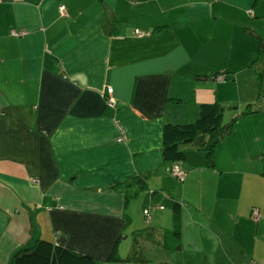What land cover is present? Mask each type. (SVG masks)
Instances as JSON below:
<instances>
[{
	"label": "crops",
	"instance_id": "0c3cea01",
	"mask_svg": "<svg viewBox=\"0 0 264 264\" xmlns=\"http://www.w3.org/2000/svg\"><path fill=\"white\" fill-rule=\"evenodd\" d=\"M257 36L264 0H0V264L36 237L134 264L105 256L138 229L167 251L146 264H264V111L235 119L211 165L191 144L160 155L161 125L194 120L200 102L242 110Z\"/></svg>",
	"mask_w": 264,
	"mask_h": 264
},
{
	"label": "trees",
	"instance_id": "16d2710c",
	"mask_svg": "<svg viewBox=\"0 0 264 264\" xmlns=\"http://www.w3.org/2000/svg\"><path fill=\"white\" fill-rule=\"evenodd\" d=\"M257 40L258 53L260 55L261 51L264 50V40L259 36H257ZM259 73L257 69V76H259ZM223 108L224 105L217 101H202L198 104V112L194 120L184 123L164 122L161 125V158L172 162L183 160L185 157L183 146L191 144L204 150L206 162L211 165L212 150L215 142L231 130L236 118L247 112L257 110L251 108L250 103H245L244 109L231 116L227 121L221 122ZM141 181H144L143 176L135 178V182ZM155 192L156 190H151L150 193L154 194ZM168 204H170L173 216V232L174 234H178L180 203L178 200L171 199ZM145 230L138 229L136 232L131 233L129 249L122 256L117 251V244L122 238V234H124L121 232L115 238L105 256V260L146 264L149 258L143 254L144 247L138 242L137 237L144 235V238L149 237L151 242L156 244L159 241L155 237L159 233L158 231H152V233H156V235H152L145 232ZM246 263L252 262L247 261ZM8 264H101V261L87 253L72 250L46 238L36 237L31 243L13 250Z\"/></svg>",
	"mask_w": 264,
	"mask_h": 264
},
{
	"label": "rangeland",
	"instance_id": "374dc122",
	"mask_svg": "<svg viewBox=\"0 0 264 264\" xmlns=\"http://www.w3.org/2000/svg\"><path fill=\"white\" fill-rule=\"evenodd\" d=\"M254 57H255V55H254ZM255 64L256 65L251 68L252 69L251 71L253 73L254 81H255L256 84H253L252 87H250V90H252V91H250V93L248 91V97H247L248 99H247V101H245L242 104L241 109H244L245 103H250V107L251 108L257 109V110H260V111H264V51H263V54L259 55L258 60H257V62ZM254 68L258 69V71L260 72L259 76H257V80L258 81L256 80V72H255ZM246 90H248V89H246ZM233 104L235 105V103H227V104L224 105V108L222 110V115H221L222 121L228 119L234 113L236 114V111H234V110H237V106L236 105L234 106ZM228 112H232V114H230L229 116L226 117L225 114H227ZM137 197L140 198L141 196H137ZM151 208L152 207L149 206V209H151ZM138 210H139V212L137 211L136 220L138 219V221L142 225H144V224L148 225V221L145 220L143 214L141 213L140 206L138 207ZM134 222H135V219L132 220L130 226H133L135 224ZM146 225H144V226H146ZM129 228L130 227H128V229H125V232L129 233V231L132 230V229H129ZM162 231L166 234V239H164V236H163V240L162 241L167 242V240H168L170 243H172L173 240L175 239L171 235L172 226L170 227V230L162 229ZM125 238L126 237H123L121 239L123 240ZM137 238H138V242L141 244V246L144 247L143 251H142L143 254H145L147 257L154 258V257H161V256L164 257L165 256L167 251L164 250L161 247L163 245L159 246L158 244H154L153 242L150 241V239L145 237L146 240H147L146 241L141 235H139ZM130 242L131 241L128 239V243H130ZM126 248H128V246ZM125 252H127V251H125ZM207 264H209V263H207Z\"/></svg>",
	"mask_w": 264,
	"mask_h": 264
},
{
	"label": "built area",
	"instance_id": "2783aa9c",
	"mask_svg": "<svg viewBox=\"0 0 264 264\" xmlns=\"http://www.w3.org/2000/svg\"><path fill=\"white\" fill-rule=\"evenodd\" d=\"M58 10L61 14H64V5L63 4H59L58 5ZM249 11V10H248ZM11 33L12 34H23L24 33V30L23 29H19V30H15V29H12L11 30ZM222 76L221 75H217L216 76V79H221ZM111 92V87L108 86L106 87L105 89V94H104V101H105V104L106 105H109V106H112L114 104V101L113 99L111 98V96L109 95V93ZM121 133H122V130L119 131V133L117 134L116 136V140L117 141H120L122 140V136H121ZM171 172L177 176L178 179H182L183 176H184V171L182 169H180L177 165H173L172 168H171ZM161 207V206H160ZM146 209H143V212L146 214ZM253 218H256L258 216L257 214V211L255 209L252 210L251 212ZM147 217V216H146ZM246 264H252V263H246Z\"/></svg>",
	"mask_w": 264,
	"mask_h": 264
}]
</instances>
